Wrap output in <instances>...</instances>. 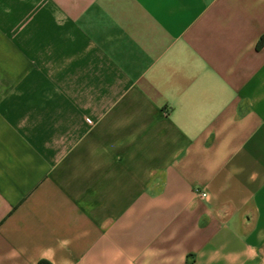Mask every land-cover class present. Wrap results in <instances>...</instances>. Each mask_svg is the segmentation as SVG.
Wrapping results in <instances>:
<instances>
[{"label":"crops","instance_id":"crops-1","mask_svg":"<svg viewBox=\"0 0 264 264\" xmlns=\"http://www.w3.org/2000/svg\"><path fill=\"white\" fill-rule=\"evenodd\" d=\"M41 260L264 264V0H0V264Z\"/></svg>","mask_w":264,"mask_h":264},{"label":"trees","instance_id":"trees-1","mask_svg":"<svg viewBox=\"0 0 264 264\" xmlns=\"http://www.w3.org/2000/svg\"><path fill=\"white\" fill-rule=\"evenodd\" d=\"M37 264H50L49 262H46V261H43V260H41V261H39Z\"/></svg>","mask_w":264,"mask_h":264},{"label":"built area","instance_id":"built-area-1","mask_svg":"<svg viewBox=\"0 0 264 264\" xmlns=\"http://www.w3.org/2000/svg\"><path fill=\"white\" fill-rule=\"evenodd\" d=\"M199 193H200L202 196H205V195H206V192H204V191H199Z\"/></svg>","mask_w":264,"mask_h":264}]
</instances>
